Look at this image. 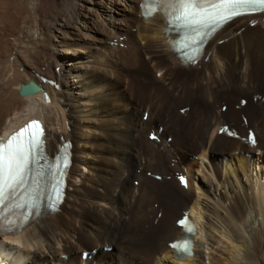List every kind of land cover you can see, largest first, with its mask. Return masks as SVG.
<instances>
[{"label":"bare ground","instance_id":"6f19581e","mask_svg":"<svg viewBox=\"0 0 264 264\" xmlns=\"http://www.w3.org/2000/svg\"><path fill=\"white\" fill-rule=\"evenodd\" d=\"M141 1L0 0V135L42 118L48 153H57L62 138L90 144L91 152L74 144L69 186L77 164L92 174L67 192L60 211L0 234V264H45L48 256L57 264H264V95L257 94L264 90V13L233 21L195 63H184L166 17L146 18ZM32 80L42 89L21 96ZM94 82L104 98L92 113L102 121L86 123L100 131L92 136L78 132L79 120L65 108ZM224 125L239 137L221 134ZM249 129L256 146L244 140ZM152 132L160 141L150 140ZM182 172L187 189L176 181ZM186 211L198 229L193 254L177 257L169 243L184 237L176 221ZM78 251L95 254L79 260L71 256Z\"/></svg>","mask_w":264,"mask_h":264},{"label":"snow or ice","instance_id":"6c2138e0","mask_svg":"<svg viewBox=\"0 0 264 264\" xmlns=\"http://www.w3.org/2000/svg\"><path fill=\"white\" fill-rule=\"evenodd\" d=\"M142 10L146 18L163 14L169 31L177 35L173 47L179 58L195 63L207 39L237 17L264 13V0H144ZM221 131L235 135L227 127ZM249 142L256 141L250 137ZM70 149V142L62 144L49 157L45 129L35 119L7 141L0 137V234H18L43 206L55 208L62 202ZM177 223L188 234L195 231L186 216ZM171 247L178 257L190 255L191 239L186 236Z\"/></svg>","mask_w":264,"mask_h":264},{"label":"rangeland","instance_id":"374dc122","mask_svg":"<svg viewBox=\"0 0 264 264\" xmlns=\"http://www.w3.org/2000/svg\"><path fill=\"white\" fill-rule=\"evenodd\" d=\"M23 2V1H22ZM70 17H72V15L70 14ZM126 32H131L130 30H128V31H126ZM43 34H45V33H43ZM129 37V36H128ZM120 42L122 43V42H124V38H120ZM137 42H139L140 44H142L141 43V41H140V38L139 39H137ZM121 47H123V44L121 45ZM102 47H100L99 48V51H100V49H101ZM123 52H125V51H123ZM131 52V51H130ZM127 53V52H126ZM93 58V59H92ZM92 58H90V59H92V61H89L90 63H95V61H94V57H92ZM95 60H96V58H95ZM145 62H147V63H149V60H148V56H145ZM84 64H89V63H86V61H85V63ZM87 66V65H86ZM61 68L60 67H57L56 69H55V72H57V74H58V76H60V74H61ZM86 71H90V69L88 70H86ZM42 73H45L46 72V68L45 67H43L42 68V71H41ZM83 76V75H82ZM156 77H157V79H160V77H161V75L160 74H156ZM77 79V80H76ZM113 79V78H112ZM111 79V80H112ZM80 79L79 78H75V82L76 83H78V81H79ZM84 82H86L85 81V78H82L81 79V83H84ZM98 88V82H94V84L89 88V89H85V90H83V91H76V92H78V94L81 96H83V98L81 97V98H78L77 100H75V102H73L72 104H70V106H68V107H66L65 108V112L67 113V112H69L70 110H72V112H73V114H74V117H76V119H77V121L79 122V133H88V134H90V135H94L95 133H98V132H100V131H98V132H96L94 129H92V128H90V127H87V125H86V123H87V121L89 122V120L91 121V122H101L102 121V119H101V117L100 116H92V113H93V111H94V109H95V102H97V101H99V100H101V99H103L104 98V95H100V93H96V90L95 89H97ZM91 92H92V94H91ZM257 94H263L264 95V90H262V89H260V90H258L257 91ZM90 95V96H89ZM88 96V97H87ZM96 97L98 98V100H96L95 101V99H96ZM247 99H249V97L247 98ZM62 103H64V100H62ZM189 106H192V105H186V107H189ZM224 106V105H223ZM86 107V108H85ZM185 107V108H186ZM143 109H146V107H144V108H142V109H140V114L142 113V110ZM87 110V111H86ZM201 110H202V112L204 113V111H205V109H202L201 108ZM221 110V109H220ZM79 111V112H78ZM145 112H146V110H145ZM78 113V114H77ZM13 115V116H12ZM11 116V118H12V120L13 119H15V118H20L21 116H19L18 117V115H14V114H12ZM91 115V116H90ZM15 116V117H14ZM24 117V116H23ZM80 118V119H79ZM84 118V119H83ZM105 118H107V119H110V121H112L113 120V118H110L109 117V114L108 113H106L105 114ZM88 119V120H87ZM112 119V120H111ZM146 119V118H145ZM9 120V119H8ZM85 122V123H84ZM85 124V125H84ZM83 126V127H82ZM161 127H163V126H161ZM69 129V128H68ZM92 129V130H91ZM70 130V129H69ZM92 135V136H93ZM159 143V142H158ZM75 144V146H76V148L77 147H80L81 149H83L85 152H88V151H90V144H87V143H85V142H76V143H74ZM79 148V149H80ZM91 152V151H90ZM82 157V158H87L88 157V159L89 160H92L93 159V155H90V156H88V155H86V154H82V155H78V157ZM84 156V157H83ZM86 156V157H85ZM205 162V161H204ZM173 164V163H172ZM171 164V165H172ZM203 164H205V163H203ZM199 165H200V163H199ZM167 168H169V167H167ZM77 171H79L78 173H77V176H73V178H71V184H70V186H68V194H71V193H74L73 192V190L75 189V187L76 188H79L80 187V185H81V180L82 179H84V180H86L88 177H90V178H92V174H91V171L89 170V168L88 167H84V166H80L79 164H77ZM136 173L137 174H141L142 173V170H140V169H137L136 170ZM200 174H201V171L199 172ZM88 176V177H87ZM152 179H154V177H152ZM155 180V179H154ZM176 181H178L177 180V178H176ZM139 182V184H140V186H141V183H140V181H136L135 183H134V186H136V184ZM173 182V181H172ZM75 184V185H74ZM80 184V185H79ZM139 186V187H140ZM137 187V186H136ZM214 187V186H213ZM226 190L228 191L229 190V188L227 187L226 188ZM82 196V195H81ZM84 197V196H83ZM75 198H76V196H75ZM86 198V197H85ZM81 202H87V201H81ZM98 205H100V206H102V207H105L106 206V204L104 203V204H98ZM60 215H62V214H60ZM160 218V216H158V219ZM157 219V220H158ZM91 226V225H90ZM76 236V238H77V235H75ZM122 239H124V238H122ZM119 244H120V241H119ZM121 245V244H120ZM40 246H41V249H42V251L44 252V255L46 256L47 254H48V251H47V249H46V247L44 248V244L43 243H40ZM122 246V245H121ZM62 247V244H60V243H58V244H55V248L58 250V249H60ZM46 250V251H45ZM47 252V253H46ZM109 252V251H108ZM43 255V256H44ZM80 253H79V251L78 252H75V253H73L71 256L73 257V258H78L79 260H81V257H80ZM42 256V257H43ZM48 256V255H47ZM62 259H64L63 258V255H60L59 256V258H58V261L60 260V261H62ZM45 264H57L54 260H53V257L52 256H48L47 257V261L45 262Z\"/></svg>","mask_w":264,"mask_h":264},{"label":"water","instance_id":"95a60500","mask_svg":"<svg viewBox=\"0 0 264 264\" xmlns=\"http://www.w3.org/2000/svg\"><path fill=\"white\" fill-rule=\"evenodd\" d=\"M33 84V87L31 88V85ZM41 89L40 86H37L33 81H30L29 84H22L20 87V95L26 96L28 94H33L38 92Z\"/></svg>","mask_w":264,"mask_h":264}]
</instances>
